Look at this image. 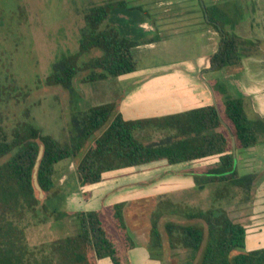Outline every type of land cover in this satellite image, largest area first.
<instances>
[{
	"label": "trees",
	"instance_id": "16d2710c",
	"mask_svg": "<svg viewBox=\"0 0 264 264\" xmlns=\"http://www.w3.org/2000/svg\"><path fill=\"white\" fill-rule=\"evenodd\" d=\"M238 3L204 2L205 20L219 36L217 49L209 55L207 70L241 65L247 46L252 44L251 39L233 31L243 17ZM136 8L140 7L129 5L128 0L89 5L82 15L84 24L77 50L54 60L44 83L71 90L78 72H85L82 80L91 81L135 71L137 60L132 48L136 41L125 37L117 25L108 21V16ZM5 12L12 13L8 22L15 27L27 15L20 0H0V22H4ZM226 14H230L228 18L221 19ZM93 50L98 54L81 60L83 54ZM209 83L215 104L177 113L126 119L114 102L92 105L82 113L72 114L70 135L63 142L33 123L27 108L12 125L0 117V158H4L0 161V264H97L105 257L113 264H124L123 256L134 246L124 214L125 201L103 204L93 210L69 211L50 209L46 204L48 196L40 200L32 183L40 144L43 154L37 181L43 192L51 196L58 192L54 165L61 159L77 157L81 151L75 166L79 186L98 183L107 172L153 161L164 159L168 164H177L217 155L214 164L183 173L192 175L199 190L208 183L229 182L250 191L255 175L240 174L234 166L229 130L236 150L247 148L264 136V117L249 118L241 97L229 95L217 79ZM139 130L148 139L155 131L163 137L146 142L138 137ZM82 195L87 198L89 194L85 191ZM67 217L77 220L75 233L28 244V225ZM149 224L150 251L181 247L191 252L178 264H264V246L246 250L245 227L224 208L179 207L169 198L158 199L150 212Z\"/></svg>",
	"mask_w": 264,
	"mask_h": 264
},
{
	"label": "rangeland",
	"instance_id": "374dc122",
	"mask_svg": "<svg viewBox=\"0 0 264 264\" xmlns=\"http://www.w3.org/2000/svg\"><path fill=\"white\" fill-rule=\"evenodd\" d=\"M103 1L105 0H20L27 15L26 19H23L17 27L10 26L13 22H8L9 15L12 13H4V22H0V117L7 125H12L21 118L24 109L27 108L33 123L40 127L44 133H49L62 142L66 141L70 135V118L73 113H82L88 107L96 104L116 103L119 97L131 95L133 91L138 90L135 82L141 78L138 75L142 73H148L153 69H162L171 63L183 62L185 65L194 63L191 61L192 57H196L200 52L202 41L206 43V38H202L201 35H195L194 38L191 29L180 33L176 32L172 34L171 38L174 47L178 49L174 55L160 51L161 49L157 50V53H151V56L141 55L132 49L137 60V68L131 73L84 81L82 76L85 72H78L73 78L71 90L60 85H46L44 78L51 69V63L57 58H62L77 50L80 28L84 24L82 17L84 10L89 5ZM149 1L151 2V0ZM182 1L178 2L177 6L171 3L168 7L167 5L161 6L160 2L155 3V6H157L159 15H171V23L180 26L184 20L177 21L175 15L191 17L189 1ZM217 1L225 2V0ZM233 1L240 2L238 4H240L244 15L234 25L233 31L251 39L252 44L247 46L246 56L241 59V65L230 66L228 70L247 71L251 79L255 81L251 96H264V0H230V2ZM205 2L209 4L207 1ZM170 5L180 8H172ZM7 10L10 11L9 6ZM228 15L230 14H226L221 19L226 20ZM231 16L234 17L232 13ZM217 38L213 48L218 46L219 36ZM96 54H98L96 50L90 51L83 54L81 60H87ZM215 71L217 77L220 74V78L217 79L218 83L229 95H233L228 78L225 80L224 68ZM25 92L27 93L25 94ZM242 101L249 118H256L258 114L259 117H264V112L258 110L256 103L252 104L250 99L247 101L242 98ZM138 137L149 142L159 140L163 134L156 131L148 139L146 133L143 132L139 133ZM260 139L263 141L264 136H261ZM81 153L75 158L61 159L54 165L53 177L55 189H58V192L53 196L50 193H44V197L48 196L46 204L50 209L65 210L67 198L71 193L79 192L80 186L75 174V166ZM3 159L0 158V161ZM249 160L248 157L240 162L238 170L240 173L255 168L254 166L258 163L255 157L252 159V163H249ZM171 166L176 168V171H183L186 168V165ZM153 169H158L156 172L160 170L166 172L163 171L159 178L144 183L142 180L129 181L138 178L139 175L134 172H140L143 169L133 170L132 174L124 172L123 175L114 171L115 173L109 175L107 182L93 185L94 187H103L107 191L103 203L125 201L124 214L134 246L128 249L126 255L123 256L124 264H178L190 256L191 252L181 247L165 248L162 251L148 249L150 212L158 199L169 198L177 202L179 207L191 206L206 209L223 208L224 206L233 218L241 219L247 228L251 227L250 219L246 218L249 214L248 205L249 201H253L252 198H254L258 186L264 183V170L260 169L258 173L254 174V182L250 191L229 182L207 185L208 188L204 191L195 188L186 189V187L170 191L174 183L170 182L168 175L173 171L150 165L144 167V170ZM182 184L185 182L183 181ZM260 189L259 187L257 191ZM44 197L40 200L43 201ZM84 199L87 198H83L82 195L78 201ZM97 206L100 205L92 202L91 205L81 209L80 204L76 206L78 209L75 211L93 210L97 209ZM172 218L176 219L177 217L172 216ZM77 229L78 222L74 218L67 217L60 221L49 218L43 223L28 225L25 234L28 244L34 245L75 233ZM97 264L113 263L108 257H105L99 259Z\"/></svg>",
	"mask_w": 264,
	"mask_h": 264
},
{
	"label": "crops",
	"instance_id": "0c3cea01",
	"mask_svg": "<svg viewBox=\"0 0 264 264\" xmlns=\"http://www.w3.org/2000/svg\"><path fill=\"white\" fill-rule=\"evenodd\" d=\"M181 1L182 0H151L150 2L148 0L142 2L135 0L134 2V0H128L129 5L139 6L140 8L112 12L108 16V21L114 25H117L125 37L136 41V44L132 49L134 50V52L141 55L148 54L151 56V53H157V50L159 49H161L160 51H164L166 53L174 55L178 52V49L174 47L171 38L172 34L176 32L180 33L191 29L194 38L195 35H201L202 38H206V43L202 41V44H200V52L196 55V57H192L191 61H193L194 63L186 65L183 62L171 63L170 65H167L162 69H153L148 73H142L138 75V77L141 76V78H139L138 81L135 82L137 83L138 90L133 91V93L127 97H119L118 101H116V103L114 102L116 109L126 119L153 117L182 112L191 108L213 103L216 100L214 91L209 81L211 79L213 80L220 78V74L217 77V75L215 74L216 71L207 70V68H209V55L217 48L213 47L216 43V39L218 40V33L213 28V26L205 20L204 9L201 2L204 3L205 1H207L208 3L212 4L220 2H218L217 0L182 1H189V11L191 13V17H189L188 15L181 17L178 15L177 17V15H175L177 21H179L180 19L184 20V22H181L180 26H178L177 24L173 25V23H171V15H159V11H157L156 9L157 6H155V3L157 2H160L161 6L167 5L168 7L170 3L177 6L176 4ZM170 7L180 8L171 5ZM188 18H190V20H188ZM167 23L168 25H166ZM223 68L225 73L227 74L226 75L224 73L225 80L228 78L229 86L231 87L233 95L236 97L240 96L247 101L250 99L252 104H257L259 111L264 112V96H251V93H253L252 91L255 86V81L251 79L249 73L247 71L239 69L228 70V68L230 67ZM257 116L260 115L258 114L256 115V117ZM139 133H143V131H137V135ZM263 156L264 140L262 141L261 139H259V141L252 146L244 149H237L236 166L238 170L240 162L248 157L250 159L249 163L253 162L252 159H254V157L258 162L254 166L255 168L239 173L256 174L260 169L264 170ZM217 159L218 156L213 155L200 160L177 164L184 166L186 165V168L184 169L188 170L197 166L212 165L217 161ZM177 164H168L167 161L163 159L143 165H138L133 168L116 170L115 172H120V175H123L124 172L132 174L131 171L133 170L143 169V171L134 172V174H138L139 177L131 179L129 181L142 180L144 183H148L151 182L152 179L159 178L162 175L163 171H165L160 170L156 172L158 169L144 170V167L150 165L151 167L164 168L167 169V171H173L170 175H168L170 182L174 183L172 184L173 186L171 185L172 187L170 191L179 190L184 187H186V189H197L191 174H189L188 172L183 173V171L185 170L176 171V168H172L171 165ZM115 172L111 171L105 173L103 180L98 183L107 182L109 175ZM183 181L185 182V184H182ZM218 183L221 182L208 183L201 190L204 191L205 189H207V185H216ZM93 185L94 184L80 186L79 192L71 193V195L67 198L68 202L66 204L67 208L65 210L74 211L78 209V207L76 206H79L80 204L82 206L81 209H83V207L86 208L87 205H91L92 202L95 204L97 203L100 206L106 204L103 203V199L107 194L105 188L98 186L94 187ZM259 187L261 189L257 191ZM85 191L89 194L87 199L78 201V198H81V194ZM253 197V201H249V214L246 217L250 219V228H247L246 225L241 222V219L236 220L229 214L236 222L241 223L246 229V250L264 246V183H261V185L258 186V188L256 189V194ZM99 207L97 206L96 208ZM223 208L228 212V210L224 206Z\"/></svg>",
	"mask_w": 264,
	"mask_h": 264
},
{
	"label": "water",
	"instance_id": "95a60500",
	"mask_svg": "<svg viewBox=\"0 0 264 264\" xmlns=\"http://www.w3.org/2000/svg\"><path fill=\"white\" fill-rule=\"evenodd\" d=\"M201 4H202V6H204L203 2H201ZM214 104H215V101H214ZM222 123L224 124V126L226 128H228L227 124L224 121H222ZM229 134L231 136V143H232L233 154H234V166H236L237 157H236L235 139H234L233 134H232V132L230 130H229ZM42 154H43V145L40 144L39 148H38V152H37L36 158H35V162H34V165H33V172H32L33 187L36 190L37 195H38L39 198H43L44 197V192L41 189V187H40V185H39V183L37 181V169H38L39 161H40V159L42 157Z\"/></svg>",
	"mask_w": 264,
	"mask_h": 264
}]
</instances>
